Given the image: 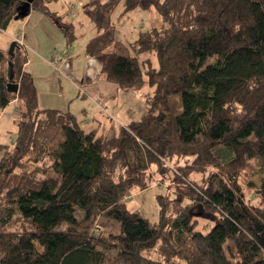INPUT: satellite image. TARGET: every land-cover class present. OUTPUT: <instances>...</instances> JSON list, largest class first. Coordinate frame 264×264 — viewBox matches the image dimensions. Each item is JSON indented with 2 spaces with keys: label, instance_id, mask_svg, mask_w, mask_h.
I'll use <instances>...</instances> for the list:
<instances>
[{
  "label": "trees",
  "instance_id": "obj_1",
  "mask_svg": "<svg viewBox=\"0 0 264 264\" xmlns=\"http://www.w3.org/2000/svg\"><path fill=\"white\" fill-rule=\"evenodd\" d=\"M28 1L0 0V34L35 11L75 42L51 0L22 16ZM121 4L123 14L154 8L163 19L131 44L158 67L109 51ZM84 13L96 31L85 55L103 54V76L121 91L148 83L147 111L118 136L88 131L70 111L39 109L26 48H0V111L19 102L17 138L0 144V264H264V0H91ZM175 159L187 164L152 223L125 198ZM255 168L252 202L240 180ZM198 219L211 228L198 230Z\"/></svg>",
  "mask_w": 264,
  "mask_h": 264
},
{
  "label": "rangeland",
  "instance_id": "obj_2",
  "mask_svg": "<svg viewBox=\"0 0 264 264\" xmlns=\"http://www.w3.org/2000/svg\"><path fill=\"white\" fill-rule=\"evenodd\" d=\"M90 1L52 0L49 4L51 11L57 13V17L60 18L62 23L74 29L77 39L72 44L67 43L63 30L59 28L52 18L48 20L54 24L56 29L53 38L46 36H33L31 38L38 52L34 53L31 48L27 49L28 63L26 70L36 79L35 84L38 93L39 109H58L59 107H61L59 109H65L64 107L66 106L62 105L64 100H71L78 94H80L78 102H83L86 105L90 103V99L77 90L78 85L74 80V78L82 80L86 69L91 70L95 83L100 80L99 77L103 74L102 63L104 55L88 57L83 52L86 43L96 34L93 24L84 13V9ZM123 12L124 5L121 4L113 17L116 26V41L119 42V45L110 48L109 51L115 50L123 55L136 56L138 54H136L131 44L138 38L139 33L152 27L161 26L163 19L154 8L149 10L136 8L124 14ZM7 41L6 36L0 34V46L9 51L10 48L8 47L10 46H7ZM138 57L140 61L151 58L153 60V66L158 67L159 62L156 57L147 54H141ZM54 58L61 60L58 69L51 63ZM147 71L148 67L145 66L144 72ZM144 78L147 80L146 75H144ZM83 84L86 86V83ZM109 85L117 88L116 85L110 82ZM79 86L81 87V84ZM152 92L153 88L146 83L141 89L127 93L121 92L113 101H108L111 99L106 96L103 89H95L94 100H99L105 104L104 106L98 105L96 118L90 119L89 124H82L83 128L89 131L94 125L101 124L99 134H103L108 131L113 122L127 124L139 120L147 111L148 99L152 95ZM16 107V105L11 106L7 114L4 115L5 118L0 121L1 144L12 146L17 138V124L15 123L17 119ZM77 113L79 117H82L81 112ZM89 113L87 116H90ZM114 134L113 131L110 136ZM186 164L185 159H175L171 164L168 163L167 167L170 171L166 172V176H160L155 173V167H153L151 170L155 178L151 187L144 191L134 189L125 198V201L128 203V208L139 212L152 223L158 222L161 213L158 197H174V191L170 189L173 183L172 180L175 176L183 175V172H180L182 170L178 166H184ZM260 176L261 171L259 168H255L252 171V176L248 183L247 179L240 180L247 199H251L250 201L252 202H255L258 197L259 192L257 186L260 183ZM191 179L196 182H201V177L198 174H192ZM198 224V230L202 232H207L212 226V222L205 219H198ZM99 225L106 231L114 234L119 233L118 224L110 223L107 220H100Z\"/></svg>",
  "mask_w": 264,
  "mask_h": 264
},
{
  "label": "crops",
  "instance_id": "obj_3",
  "mask_svg": "<svg viewBox=\"0 0 264 264\" xmlns=\"http://www.w3.org/2000/svg\"><path fill=\"white\" fill-rule=\"evenodd\" d=\"M48 19L49 18L47 16L41 15L35 11H31L26 19L12 22L8 26V28L1 33V35L6 36V38L8 40L7 46H11V44L13 42H15L17 39H20L25 44L26 51H27V49L31 48L34 53H37L38 51L35 48V46L33 45L31 38L33 36H35V37L36 36H46V37H52L53 38L55 33H56V29H55L54 24H52V22H49ZM85 46H84V51H83L84 54H85ZM0 48L3 51L8 52L7 51L8 49H3L1 46H0ZM8 48H10V47H8ZM84 73L85 74L83 75L82 80L76 79V78H74V80H75V82H77V85H78L77 90L80 93L82 92V94L85 97H88L90 99L89 100L90 103L86 105L83 102H78L79 101L78 98L80 96V94H78L76 97L72 98L71 100H64L62 105L66 106V107H64L65 109H59V108H61V107H59L57 110L70 111L79 118V120L82 124H89L91 121L90 119L96 118V113L98 112V105L104 106V104H105V103H101V101H99V100H94L95 89H97V88L103 89L106 96H108V98L111 99L108 101H113L119 95V93L124 92V91H121L117 88H113L112 86H110L109 82L105 79L104 76H102L103 74L101 75V77H99L100 80L95 83L94 77H93L94 75L92 74L91 70L86 69ZM82 82L86 83V86H88L87 89H85L86 86ZM35 83H36V79H35ZM80 84H81V87L79 86ZM124 93H127V92H124ZM13 105L17 106L15 108L16 112H17L19 102L17 100H15L11 104H9V106L6 109H4L3 111H0V121L5 118L4 115L7 114V111ZM47 109H54V108H47ZM77 112H81L82 117H79ZM88 112H90L89 113L90 116H87ZM144 115H145V113H144ZM144 115H142V117ZM142 117L139 120H135L132 122L140 121L142 119ZM132 122H130V123H132ZM130 123H127V124L120 123L119 124V123L113 122V124L110 126L108 131H106V132L104 131L105 133L100 134V135L110 136V134L114 131V133H115L114 136L115 135L118 136L120 134L121 129L126 128ZM100 125L101 124L94 125L92 127V129L89 131L97 130L99 133V130L101 128Z\"/></svg>",
  "mask_w": 264,
  "mask_h": 264
},
{
  "label": "water",
  "instance_id": "obj_4",
  "mask_svg": "<svg viewBox=\"0 0 264 264\" xmlns=\"http://www.w3.org/2000/svg\"><path fill=\"white\" fill-rule=\"evenodd\" d=\"M34 0H29L25 6H24V9L22 10L21 12V15L22 16H27L28 15V7L30 6V4L33 2ZM18 46V43L15 41L11 44L10 46V49L8 51V54L11 55L14 51V49ZM13 79V75H11V80ZM18 89H19V86L17 84H11V87H10V90L12 92H15L17 93L18 92Z\"/></svg>",
  "mask_w": 264,
  "mask_h": 264
},
{
  "label": "built area",
  "instance_id": "obj_5",
  "mask_svg": "<svg viewBox=\"0 0 264 264\" xmlns=\"http://www.w3.org/2000/svg\"><path fill=\"white\" fill-rule=\"evenodd\" d=\"M16 42L18 43V45L20 47L26 48V46H25V44L23 43L22 40L17 39ZM51 63L54 65V67H56L58 69L59 68V65L61 63V60L59 58H54V59H52V62Z\"/></svg>",
  "mask_w": 264,
  "mask_h": 264
}]
</instances>
